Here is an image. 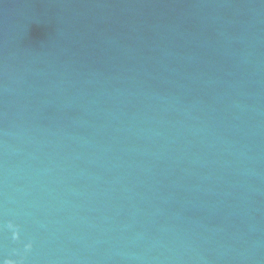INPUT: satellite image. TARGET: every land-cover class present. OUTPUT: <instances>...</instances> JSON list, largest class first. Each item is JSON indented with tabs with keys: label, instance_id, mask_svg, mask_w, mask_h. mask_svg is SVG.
Wrapping results in <instances>:
<instances>
[{
	"label": "water",
	"instance_id": "95a60500",
	"mask_svg": "<svg viewBox=\"0 0 264 264\" xmlns=\"http://www.w3.org/2000/svg\"><path fill=\"white\" fill-rule=\"evenodd\" d=\"M7 261L264 264V0H0Z\"/></svg>",
	"mask_w": 264,
	"mask_h": 264
},
{
	"label": "clouds",
	"instance_id": "9594fccd",
	"mask_svg": "<svg viewBox=\"0 0 264 264\" xmlns=\"http://www.w3.org/2000/svg\"><path fill=\"white\" fill-rule=\"evenodd\" d=\"M29 247H30V245H29ZM6 264H15V262H13V261H7Z\"/></svg>",
	"mask_w": 264,
	"mask_h": 264
}]
</instances>
